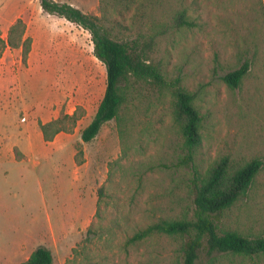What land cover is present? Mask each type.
Here are the masks:
<instances>
[{"label": "rangeland", "instance_id": "1", "mask_svg": "<svg viewBox=\"0 0 264 264\" xmlns=\"http://www.w3.org/2000/svg\"><path fill=\"white\" fill-rule=\"evenodd\" d=\"M158 1L161 18L185 9L196 24L159 42L152 55L161 60L168 78L180 77L194 93L203 117L193 167L177 165L182 152L168 93L127 100L117 120L105 123L92 141L82 142V127L103 97L106 71L91 57L89 33L78 28L70 44L83 41L97 81L86 88L67 85L68 102L85 100L74 104V111L80 108L85 114L75 126L71 148H64L65 139L54 138L48 145L52 157L38 167L10 161L13 152L6 145L12 120L0 117V264H20L39 246L51 251L53 264H181L178 237L130 239L161 219L191 217L193 180L221 158H228L233 168L256 159L262 167L249 191L221 214L220 229L264 236V0ZM59 2L101 15L99 0ZM37 5L38 0H0V37L6 40L16 19L26 24L24 14L36 12ZM105 10L121 25L130 24L133 7L119 8L121 15L109 6ZM32 49L33 40L25 63L20 48L8 47L0 58V110L15 111L21 119L38 97H45L41 54L37 47L31 56ZM246 61L249 70L238 87H228L222 77ZM207 262L264 264V256L215 254Z\"/></svg>", "mask_w": 264, "mask_h": 264}, {"label": "trees", "instance_id": "2", "mask_svg": "<svg viewBox=\"0 0 264 264\" xmlns=\"http://www.w3.org/2000/svg\"><path fill=\"white\" fill-rule=\"evenodd\" d=\"M101 15H90L80 9L55 0H38L42 11L75 24L87 31L93 45V55L106 71L103 97L90 123L81 131L84 143L92 141L101 127L117 120L123 104L134 97L158 92L168 93L171 99V119L176 128L182 156L179 166L193 167L194 157L202 143L203 117L194 104L195 96L183 87L180 77L168 78L162 70L160 59L152 55L159 42L167 40L181 28L196 24L185 9L173 11L161 18L157 14L158 0H99ZM121 15L119 8L128 11L133 7L129 25H121L106 13V7ZM26 24L20 18L9 27L7 38L0 37V58L6 48L21 49L26 62L32 39L25 36ZM127 33L134 37L124 38ZM122 36V37H120ZM250 64L246 61L239 68L222 77L230 88L238 87ZM84 111L76 109L72 114L62 109L58 118L47 123L37 121L43 140L52 142L59 133L72 134ZM16 160H21L19 150L13 149ZM262 162L252 160L233 168L228 158H221L208 166L193 180V212L186 219H161L138 231L130 241H140L152 234L180 239L181 264H208L215 254L245 257L264 256V236L246 237L235 231L220 229L221 214L238 203L249 191ZM89 233V231H88ZM20 264H53V255L44 246L37 247L28 259Z\"/></svg>", "mask_w": 264, "mask_h": 264}, {"label": "crops", "instance_id": "3", "mask_svg": "<svg viewBox=\"0 0 264 264\" xmlns=\"http://www.w3.org/2000/svg\"><path fill=\"white\" fill-rule=\"evenodd\" d=\"M55 1L59 2V0ZM61 3H68L77 8L71 2ZM24 16L27 24L26 35L33 40L31 56L37 52V47L41 54L40 67L44 71L40 76L45 78L43 83L45 97L43 96L42 99V97L37 96V100H40V102L37 103L36 100L35 107L30 105L27 111L28 116H23L22 119L15 111L6 112L0 110V117L12 120V128H10L11 138L6 146L11 150V153L14 148H17L26 157V159L16 160L13 152V156L11 155L8 159L13 162L24 161L38 167L42 162L52 157V151L48 149V145L54 141L47 143L43 140L37 121L40 120L42 123H47L56 119L63 107L66 109V113L72 114L75 105L83 104L85 100L74 97L75 105L68 102L67 85L70 83L73 86L82 85L86 88L90 83L97 81V72L91 65L93 62L90 56L85 52L83 41L76 45L70 44V37L75 36L78 28L83 30L82 28L63 18L44 13L39 3L36 6V12L31 15L24 14ZM15 19L13 18L9 25ZM91 57L95 58L93 54H91ZM65 78L67 79L66 83L64 82ZM92 118H89V122L82 127V130L90 123ZM75 135V133H59L55 138L65 139L64 148L69 149L75 139Z\"/></svg>", "mask_w": 264, "mask_h": 264}]
</instances>
